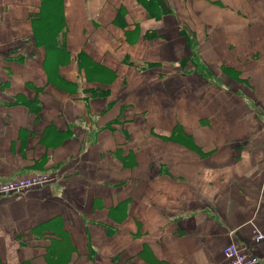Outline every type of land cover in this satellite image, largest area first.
I'll return each mask as SVG.
<instances>
[{
  "label": "crops",
  "instance_id": "1",
  "mask_svg": "<svg viewBox=\"0 0 264 264\" xmlns=\"http://www.w3.org/2000/svg\"><path fill=\"white\" fill-rule=\"evenodd\" d=\"M40 3L0 0V181L54 180L0 197V264H264V0H62L50 68Z\"/></svg>",
  "mask_w": 264,
  "mask_h": 264
},
{
  "label": "built area",
  "instance_id": "2",
  "mask_svg": "<svg viewBox=\"0 0 264 264\" xmlns=\"http://www.w3.org/2000/svg\"><path fill=\"white\" fill-rule=\"evenodd\" d=\"M51 177V176H50ZM46 174H25L4 182H0V197L13 196L21 198L31 187L47 183ZM50 181V180H49ZM252 233L255 241L264 240V231L252 223ZM222 264H258L259 258L245 245L230 239L222 248Z\"/></svg>",
  "mask_w": 264,
  "mask_h": 264
},
{
  "label": "trees",
  "instance_id": "3",
  "mask_svg": "<svg viewBox=\"0 0 264 264\" xmlns=\"http://www.w3.org/2000/svg\"><path fill=\"white\" fill-rule=\"evenodd\" d=\"M40 9L38 13L34 16L31 17V19H38V24L43 28H45L49 33V38L52 39V41L57 45L60 50L56 52L53 49V53L51 54V60L54 63L58 58H60L64 52L63 49V42H62V35H57V28L60 26L61 28V33L62 29L64 27V21H63V16L61 13V7H62V0H40ZM143 2L144 4H148L149 7H153V3L156 2V0H139ZM162 3V0H159ZM152 14V12L150 10ZM189 46L194 50L195 44L191 39H187ZM57 54V56H56ZM196 58V53L194 52L192 59ZM206 73V72H205Z\"/></svg>",
  "mask_w": 264,
  "mask_h": 264
},
{
  "label": "rangeland",
  "instance_id": "4",
  "mask_svg": "<svg viewBox=\"0 0 264 264\" xmlns=\"http://www.w3.org/2000/svg\"><path fill=\"white\" fill-rule=\"evenodd\" d=\"M38 20H39V18L38 19H31V21H32V23H33V31L35 32V34H37V38H38V40L41 42V43H43V45H42V47L44 48V51H45V53L46 54H48V57H47V62L45 63L44 62V66H47V68L49 67H51V65H53L52 64V60H51V54L53 53V49H54V51L56 50V52H58L59 50H60V48L57 46V45H55V43L52 41V39L51 38H49L50 36H49V33H47L48 31L43 27H41L40 26V24H38ZM57 35H61L62 33H61V28H60V26H58V28H57ZM56 56H57V54H56ZM64 57V56H63ZM62 57V58H63ZM46 58V57H45ZM60 61V58H58L56 61ZM56 63V62H55ZM55 63H54V65H55ZM89 77L92 79V78H95V77H93V76H90L89 75ZM98 78H100V77H98ZM93 80H99V79H93ZM103 80V79H102ZM41 173H43V174H46L47 176H49V180H48V182L47 183H44V184H42V185H40V186H43V185H46V184H49V183H51L53 180H54V177L51 175V173H49L48 171H31V172H28V173H25V174H41ZM25 174H23V175H25ZM21 176V175H20ZM51 176V177H50ZM18 177V176H17ZM16 178V177H15ZM4 181H7V180H4ZM4 181H0V182H4ZM40 186H36V187H33V188H29L27 191H26V193L27 192H29L30 190H32V189H34V188H37V187H40ZM25 193V194H26ZM25 194L21 197V198H18V200H20V199H22L24 196H25ZM13 197V196H12ZM16 199V198H15Z\"/></svg>",
  "mask_w": 264,
  "mask_h": 264
},
{
  "label": "bare ground",
  "instance_id": "5",
  "mask_svg": "<svg viewBox=\"0 0 264 264\" xmlns=\"http://www.w3.org/2000/svg\"><path fill=\"white\" fill-rule=\"evenodd\" d=\"M13 179V178H12Z\"/></svg>",
  "mask_w": 264,
  "mask_h": 264
}]
</instances>
